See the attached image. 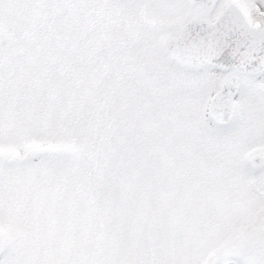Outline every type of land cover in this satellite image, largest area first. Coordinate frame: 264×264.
<instances>
[{
	"label": "snow or ice",
	"instance_id": "obj_1",
	"mask_svg": "<svg viewBox=\"0 0 264 264\" xmlns=\"http://www.w3.org/2000/svg\"><path fill=\"white\" fill-rule=\"evenodd\" d=\"M0 264H264V0H0Z\"/></svg>",
	"mask_w": 264,
	"mask_h": 264
}]
</instances>
